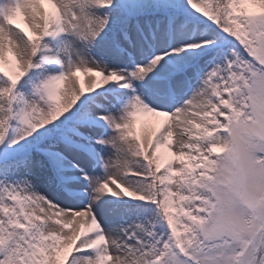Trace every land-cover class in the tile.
Returning <instances> with one entry per match:
<instances>
[{"label": "snow or ice", "instance_id": "snow-or-ice-1", "mask_svg": "<svg viewBox=\"0 0 264 264\" xmlns=\"http://www.w3.org/2000/svg\"><path fill=\"white\" fill-rule=\"evenodd\" d=\"M0 264H264V0H0Z\"/></svg>", "mask_w": 264, "mask_h": 264}, {"label": "rangeland", "instance_id": "rangeland-1", "mask_svg": "<svg viewBox=\"0 0 264 264\" xmlns=\"http://www.w3.org/2000/svg\"><path fill=\"white\" fill-rule=\"evenodd\" d=\"M82 79H83V76H82Z\"/></svg>", "mask_w": 264, "mask_h": 264}]
</instances>
